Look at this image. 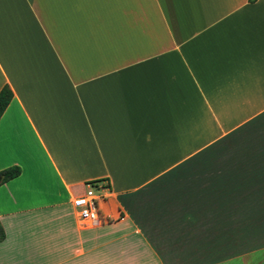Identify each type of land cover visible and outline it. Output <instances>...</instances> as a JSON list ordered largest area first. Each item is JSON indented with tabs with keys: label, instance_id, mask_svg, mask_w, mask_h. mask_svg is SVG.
Here are the masks:
<instances>
[{
	"label": "crops",
	"instance_id": "1",
	"mask_svg": "<svg viewBox=\"0 0 264 264\" xmlns=\"http://www.w3.org/2000/svg\"><path fill=\"white\" fill-rule=\"evenodd\" d=\"M4 85L0 264H264V0H0Z\"/></svg>",
	"mask_w": 264,
	"mask_h": 264
},
{
	"label": "built area",
	"instance_id": "2",
	"mask_svg": "<svg viewBox=\"0 0 264 264\" xmlns=\"http://www.w3.org/2000/svg\"><path fill=\"white\" fill-rule=\"evenodd\" d=\"M103 199L100 189L88 184L84 192L72 199L82 224L91 225L100 216V203Z\"/></svg>",
	"mask_w": 264,
	"mask_h": 264
},
{
	"label": "trees",
	"instance_id": "3",
	"mask_svg": "<svg viewBox=\"0 0 264 264\" xmlns=\"http://www.w3.org/2000/svg\"><path fill=\"white\" fill-rule=\"evenodd\" d=\"M11 98V91L10 89L4 85L0 88V114L8 104L9 100ZM19 168L17 166H10L0 171V183L4 182L8 179H11L18 175ZM4 237L2 228L0 226V240H2Z\"/></svg>",
	"mask_w": 264,
	"mask_h": 264
}]
</instances>
